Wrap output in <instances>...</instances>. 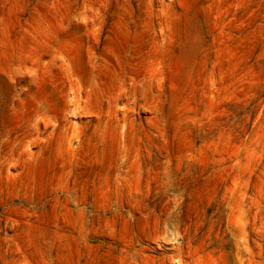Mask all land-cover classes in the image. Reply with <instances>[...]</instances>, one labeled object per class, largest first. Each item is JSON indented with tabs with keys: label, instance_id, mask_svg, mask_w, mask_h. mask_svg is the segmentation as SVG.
Here are the masks:
<instances>
[{
	"label": "rangeland",
	"instance_id": "374dc122",
	"mask_svg": "<svg viewBox=\"0 0 264 264\" xmlns=\"http://www.w3.org/2000/svg\"><path fill=\"white\" fill-rule=\"evenodd\" d=\"M0 264H264V0H0Z\"/></svg>",
	"mask_w": 264,
	"mask_h": 264
}]
</instances>
